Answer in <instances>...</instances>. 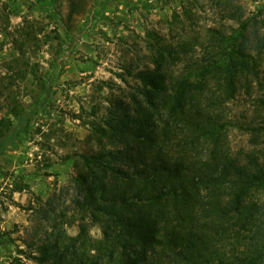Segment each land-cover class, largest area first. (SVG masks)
Segmentation results:
<instances>
[{"label": "rangeland", "instance_id": "374dc122", "mask_svg": "<svg viewBox=\"0 0 264 264\" xmlns=\"http://www.w3.org/2000/svg\"><path fill=\"white\" fill-rule=\"evenodd\" d=\"M31 24L42 31L20 55L12 39ZM241 41L243 60L257 73L224 97L225 143L238 163L252 168L257 160L264 168V44L257 42L264 43V0H0V118L12 128L21 120V133L0 156V264H38L43 230L56 231L51 215L61 214L60 228L77 234L75 177L88 174L82 157L108 147L100 130L117 102L141 98L139 74L163 73L172 90L178 77L199 80V64ZM214 83L198 98L213 94ZM13 178L48 198L50 215L29 210L28 198L36 207L43 202L12 193ZM243 198L264 210V185ZM88 229L100 237L99 226Z\"/></svg>", "mask_w": 264, "mask_h": 264}, {"label": "trees", "instance_id": "16d2710c", "mask_svg": "<svg viewBox=\"0 0 264 264\" xmlns=\"http://www.w3.org/2000/svg\"><path fill=\"white\" fill-rule=\"evenodd\" d=\"M29 27H20L12 39L20 55L42 31ZM243 45L235 51L220 47L212 63L199 64V80L178 77L172 90L163 73L139 74L141 98L117 102L100 130L108 147L82 157L88 174L75 177L81 194L74 202L77 234L60 228L61 214L51 215L56 231L43 230L35 246L38 264H255L264 259V210L243 198L251 187L264 185V168L257 160L248 168L230 155L221 115L236 81L257 73L244 62ZM210 80L217 85L214 93L198 98ZM43 90L49 93L50 86ZM16 119L12 128L9 118H0V156L21 133ZM10 186L11 192H28L43 202L36 207L28 198L29 210L50 215L43 209L48 198L43 201L24 180L13 178ZM88 223L99 226V238L90 235Z\"/></svg>", "mask_w": 264, "mask_h": 264}, {"label": "crops", "instance_id": "0c3cea01", "mask_svg": "<svg viewBox=\"0 0 264 264\" xmlns=\"http://www.w3.org/2000/svg\"><path fill=\"white\" fill-rule=\"evenodd\" d=\"M38 185V184H37ZM34 191H37V189H38V186H37V188H32ZM12 193H16V192H12ZM20 193V192H19Z\"/></svg>", "mask_w": 264, "mask_h": 264}]
</instances>
